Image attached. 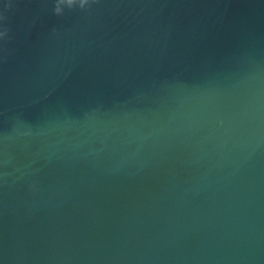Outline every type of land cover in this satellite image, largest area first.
<instances>
[{"label":"water","instance_id":"1","mask_svg":"<svg viewBox=\"0 0 264 264\" xmlns=\"http://www.w3.org/2000/svg\"><path fill=\"white\" fill-rule=\"evenodd\" d=\"M55 4L0 22V264H264V0Z\"/></svg>","mask_w":264,"mask_h":264},{"label":"clouds","instance_id":"2","mask_svg":"<svg viewBox=\"0 0 264 264\" xmlns=\"http://www.w3.org/2000/svg\"><path fill=\"white\" fill-rule=\"evenodd\" d=\"M101 0H56L54 13L57 16H63L64 15V9H74L77 6L81 10H88L90 9V6L93 4H100ZM15 5V0H4V3L2 6H0V22L6 23L8 20V13L12 11ZM55 29H53V32L55 33ZM9 37V29L7 27H4L2 30H0V41H6Z\"/></svg>","mask_w":264,"mask_h":264}]
</instances>
